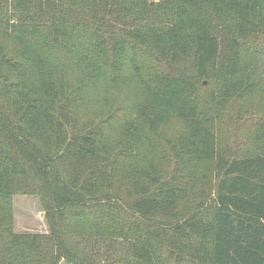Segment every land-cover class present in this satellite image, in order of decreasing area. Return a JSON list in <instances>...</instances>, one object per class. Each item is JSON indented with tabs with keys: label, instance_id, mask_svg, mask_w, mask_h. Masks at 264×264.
Wrapping results in <instances>:
<instances>
[{
	"label": "trees",
	"instance_id": "obj_1",
	"mask_svg": "<svg viewBox=\"0 0 264 264\" xmlns=\"http://www.w3.org/2000/svg\"><path fill=\"white\" fill-rule=\"evenodd\" d=\"M263 61L264 0H0V264H264Z\"/></svg>",
	"mask_w": 264,
	"mask_h": 264
},
{
	"label": "rangeland",
	"instance_id": "obj_2",
	"mask_svg": "<svg viewBox=\"0 0 264 264\" xmlns=\"http://www.w3.org/2000/svg\"><path fill=\"white\" fill-rule=\"evenodd\" d=\"M264 63V61H263ZM105 89H99L91 95V108L98 107L101 99L108 95ZM115 92H112V95ZM131 94H126L127 98H131ZM182 124L175 120L167 126L165 132L168 134H179L183 131ZM13 203V224L15 232L30 233H47L48 226L44 217V212L40 201L35 195H15L12 198ZM60 264H67L61 262Z\"/></svg>",
	"mask_w": 264,
	"mask_h": 264
}]
</instances>
